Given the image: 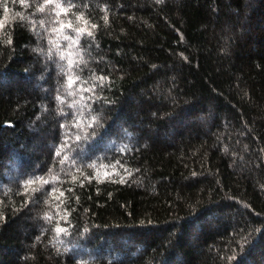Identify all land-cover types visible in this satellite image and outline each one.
Segmentation results:
<instances>
[{"label":"trees","instance_id":"16d2710c","mask_svg":"<svg viewBox=\"0 0 264 264\" xmlns=\"http://www.w3.org/2000/svg\"><path fill=\"white\" fill-rule=\"evenodd\" d=\"M0 264H264V0H0Z\"/></svg>","mask_w":264,"mask_h":264},{"label":"snow or ice","instance_id":"6c2138e0","mask_svg":"<svg viewBox=\"0 0 264 264\" xmlns=\"http://www.w3.org/2000/svg\"><path fill=\"white\" fill-rule=\"evenodd\" d=\"M48 2L49 3H51L52 2V0H48ZM56 7L57 8H60L61 7V5L60 4H57L56 5ZM44 9L43 8H41V11H43ZM62 11L64 10V9H61ZM59 14V13H58ZM79 19V18H78ZM69 27H71V25H68ZM62 27H63V25H62ZM76 31L78 32V33H83L84 31H85V29L84 28H78V29H76ZM89 34H91V33H89ZM68 37H65V39H67ZM69 86H71V84L69 85ZM57 231L58 232H60V231H62V229H57Z\"/></svg>","mask_w":264,"mask_h":264}]
</instances>
